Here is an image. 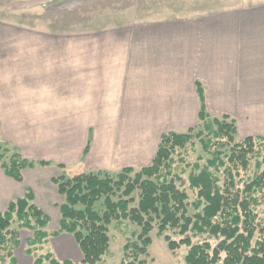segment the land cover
<instances>
[{
    "label": "crops",
    "instance_id": "crops-1",
    "mask_svg": "<svg viewBox=\"0 0 264 264\" xmlns=\"http://www.w3.org/2000/svg\"><path fill=\"white\" fill-rule=\"evenodd\" d=\"M77 54L43 62L42 75L28 81L36 99L28 107L42 110L43 130L26 143L6 141L51 164L23 169L22 181L0 165V212L28 189L44 212L55 211L62 195L53 178L63 171L148 165L163 132L198 123L197 81L210 113H229L238 130L264 137V0L94 28V45ZM51 116L77 118L60 130ZM63 233L45 243L57 237L56 257L75 261L79 245Z\"/></svg>",
    "mask_w": 264,
    "mask_h": 264
},
{
    "label": "trees",
    "instance_id": "trees-1",
    "mask_svg": "<svg viewBox=\"0 0 264 264\" xmlns=\"http://www.w3.org/2000/svg\"><path fill=\"white\" fill-rule=\"evenodd\" d=\"M196 87L198 123L186 130L163 132L148 165L116 171L91 169L73 176L62 172L53 178L64 196L56 230H48L50 216L35 203L31 190L11 200L0 212V245L11 243L7 251L10 262L18 263V229L25 228L32 231L24 249L34 256L32 264H76L72 259H59L52 250L35 253L49 236L63 232L74 236L84 263L102 264L110 248V224L129 219L140 230L124 244L123 264L146 263L141 256L148 253L155 226L172 251L188 246L187 264H264V224L256 208L264 204V137L249 134L238 139L236 118L229 113H210L201 81ZM200 121L204 129L193 131ZM194 137L212 156L204 165L196 163L197 171L189 175V185L197 196L191 201L188 191L178 183H183V177L174 169L179 149ZM47 164L51 161L27 157L19 146L0 142V165L18 181L23 179V169ZM242 173L250 174L245 177ZM15 222L17 227H12ZM170 228L179 238L165 233ZM194 235L204 238L194 241ZM8 256L3 254L5 262Z\"/></svg>",
    "mask_w": 264,
    "mask_h": 264
},
{
    "label": "rangeland",
    "instance_id": "rangeland-1",
    "mask_svg": "<svg viewBox=\"0 0 264 264\" xmlns=\"http://www.w3.org/2000/svg\"><path fill=\"white\" fill-rule=\"evenodd\" d=\"M250 1L252 0H0V120L3 122L0 142L13 140V142L26 143L27 137L43 130L42 120L45 117L39 114L42 110L28 107L33 100H36L27 95V93L32 94L27 90L33 88L28 81L32 77L37 78L42 75L43 62L52 61L51 65H54V60L78 59L76 51L81 47H89L90 43L94 45V28L126 24L136 19L198 14ZM5 24L10 28L3 27L6 26ZM81 44L86 46L77 47ZM51 70L56 69L51 68ZM36 87L37 84H34V88ZM231 107L228 106L226 111L235 109L233 104ZM49 118L52 121L58 120L59 128L63 130L65 125L69 127L73 124L67 123L68 120L77 117L51 116ZM172 126L177 124L173 123ZM201 128L204 129L202 121L193 131L196 132ZM246 130H238V139L250 134L243 132ZM150 141L154 145V140L150 139ZM179 151L181 154L180 158L176 156L174 171L183 177V183H178L188 191L193 201L197 196L196 190L189 185V175L192 171H197L194 166L196 163L204 165L207 163V158L212 155L202 148L198 137H194L193 142L180 148ZM20 152L23 153L22 149ZM81 171L76 168L69 173L75 175ZM248 174L250 173H242L245 177ZM240 186L242 187V182ZM60 197L62 198L55 206V211L47 213L50 216L48 226L50 231L56 230L59 226L60 204L64 196ZM256 208L260 215V222L264 224V204ZM12 227H17V222ZM138 230H140L139 225L129 219L113 221L109 231L110 248L105 253L102 264H123L124 244L129 238H135ZM157 230L155 226L151 232L153 242L148 248V253L141 256L146 259L145 264H187L188 246L184 244L172 251L164 235H158ZM18 231L20 245L15 249L17 264H30L32 257L26 256L24 249L32 231L25 228ZM165 233L173 238H179V234L171 228ZM56 238L51 237L49 243L39 247L35 253L53 249L58 254L55 243L59 245L60 242H57ZM203 238L204 236L201 235L193 236L194 241H201ZM211 240L213 243L216 241ZM9 246H12L11 243H8L6 247L0 245V264H12L7 255ZM78 249V255L74 256L76 264H87L82 261L83 256ZM3 254L8 256L5 258L6 262ZM72 260L74 261L73 258Z\"/></svg>",
    "mask_w": 264,
    "mask_h": 264
}]
</instances>
